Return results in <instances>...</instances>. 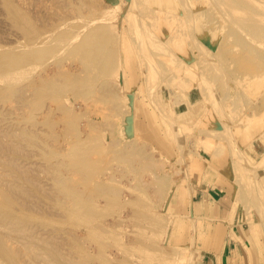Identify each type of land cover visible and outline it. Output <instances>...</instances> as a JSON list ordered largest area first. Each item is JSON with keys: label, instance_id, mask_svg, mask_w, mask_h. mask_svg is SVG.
<instances>
[{"label": "rangeland", "instance_id": "1", "mask_svg": "<svg viewBox=\"0 0 264 264\" xmlns=\"http://www.w3.org/2000/svg\"><path fill=\"white\" fill-rule=\"evenodd\" d=\"M138 1H140L139 2L140 7H143L144 5H145V7H147V9H145L144 12L142 10L134 8L136 13L138 10L139 13H137V15L140 14L141 18L139 16L137 17L133 8L130 6L129 0H0V57H1V55H3V56H5V55L18 56V55L24 53L23 51H26V49L29 47L30 39L33 38L34 40H39V37L40 36L42 37V35H43L41 30H43L45 27L53 29V25L60 24V22H62V21H63L62 23H64V22L66 23V21L67 22H69V21L70 22H74V21L76 22L78 19L88 20V19L92 18V15L100 14L101 12H103L105 10V8H109V9H106L108 11H106V10L104 11V12L108 13V15L106 17L109 16L108 17V21H109L108 24L109 25L107 24L106 28L110 29L109 31H111L117 37L115 41H117V39L120 37V35H121L120 38H122V35H126V34L129 37H130V34H132L131 36H134V26H135V24H138L137 21L142 20L144 16L149 17L151 14L153 17L155 15L154 18H155V20L157 19V21H154V20L153 21L156 22L155 23L156 25H154V26L157 29L155 28V31L150 32V34L152 33L151 36L149 34H148V36H150L151 38L152 37H154V38L158 37L159 39L163 40L164 42L159 40V39L155 40L153 38L155 40L154 42H157L158 45H160V44L163 45V43L166 45L165 48L167 51L164 50L163 53L167 54L168 56L166 55V57H164L165 55H163V53L160 52V51H163L162 48L164 47V45L162 46L161 50H159L158 47L160 48V46H158L156 43H152V45L154 47L152 45L151 46L149 45L150 46L149 48L151 49V47H152V49H155V50L157 49L158 52H157V50L156 51L153 50V52L154 51L156 53L160 52V53H162L161 55H163V57H161L159 59V57H157L158 54L153 53L150 50V52H152L151 54H154V55H152L153 57L150 59L146 58L147 59L146 61H147V65L151 64L150 67H149V65H148V67L149 68L152 67L153 70H154V66L157 64L156 65L157 67L155 66L156 68L154 70L156 74L153 73L154 71L152 69H151V71H152V75L154 74V77H155V75L157 77V73L160 75V78L157 80L158 81L157 84L160 86L161 91H164V90L169 91V90H171V88H172L171 91L172 92L174 91L173 92L174 95L170 94V97H171L170 101L168 100L170 102L171 106L173 105L172 106L173 109L175 107L176 111L174 113L176 116H174V117L177 118L178 113L187 111L188 110V103H190V102L202 101L203 107L206 109L208 106L207 111L209 110L207 113L204 109L206 116L203 113V115H204V116H202V118L204 117L203 120L199 119V122H198V119H196L191 124L192 127H191V129H189V131H191V132L185 131L188 133L187 134L185 132L183 133V136H182L183 141H184L185 134L187 135V137L185 136V138H186L185 142H186L187 147L185 146V143L182 142L180 139H176V140L172 139L173 140L172 142L174 144V150H176L174 152V154L176 156L175 158H177V159H174V161H173L174 163L172 161L166 162V158L165 157L163 158L164 155H162L158 151V147H154L149 142L147 143V141L143 137L140 136L138 130H136V131L134 130L135 129L134 124L136 125L137 116H138V114L140 115V112L137 111L138 109L136 110V108L143 110L150 117L151 111L153 110V104L151 103V100H150L148 93H147V87L145 85V82L143 81V75L145 73H143L144 72L143 68H142L143 65H141V64H143L144 62H143L142 58L140 57V54H139L140 52L133 47L132 42L129 40V38H127L128 40L125 41V44L129 47L128 51L131 54L135 55L136 59H135V61L133 60L134 70L128 71V75H127V69L126 68L124 69V71H125L124 75L125 76L124 75L123 76L125 78L126 83L123 86L121 84V81L118 82L119 81L118 77L120 76L121 69L120 70L116 69V70H114L113 73H111L112 76L108 74V76H110V77H108V76L104 77V78L107 77L106 82H101V83L96 82V84L93 85L94 87L92 86L91 88L83 90L82 93H80L79 95L76 94L77 91L74 88H72V86H67V85L63 87L64 91H62V92L61 91L46 92V93L37 95L36 93H31V91L29 92V87L27 85L29 78L27 77L28 75L26 74L25 71H22L21 77H19L18 76L19 74H18L15 77L10 78L11 75L14 76L15 74L8 73L9 67L8 66L6 68L4 67V70H3V68H1L0 69V215H1V217H7L8 219H14V220L16 219L15 221H22V223H27L29 226V233H28V231L25 233L26 237H25V234L21 235L22 238L20 239V241L17 242V241H15V239L14 240L7 239L8 244H10L12 247H14L16 249L18 248L20 264H73V261H74L73 259H75L77 257V255L79 254L80 251H81L80 254L82 255V259H83L84 264H118V263L119 264H140V262L143 261L144 257L150 258L151 256H152L151 258H153V264H158V263L159 264H174V263L175 264H189L190 261L193 262V264H196L197 263V250H196L197 248H196V243L194 242L195 241L194 235H195L196 230L200 224H199L198 220H196L194 217L192 218V217H188L186 215H182L183 216L182 217L180 215L181 217L179 218V217H176V214L170 213V205H171L170 202H171V198H172L171 196L174 195L176 192H178V194H180V192L183 189H187V187L189 188L190 186L197 185V183H192V180H196L197 175L201 176L206 171V168L210 165L211 161H213V160H215V161L219 160L220 162H222L225 170L230 173V176L234 180V182L238 181V178L236 175H239L238 177H241L242 179L244 177L247 178L250 176H252L253 178L256 177L257 188L254 191L255 196L252 193V195H251L252 197L244 196L243 199L239 198L240 200H238V199L236 200V197H235L236 201L234 202L235 205L233 203V209H232L233 212L231 214L230 220H231V222H233L235 224L245 223L246 225H249V227H252L253 229H255L257 234L259 235V239L263 245L262 250H263V254H264V225L262 223V218H260L261 217L260 210H258L257 203L255 202V200L257 199V198L255 199V197H258L260 200L262 198L264 199V167H261L259 169V172L257 173L258 177L255 175L254 176L249 175L246 177V175L244 176V170L240 171L239 168L236 167V165L233 163V160H232V150H233V148H236L245 157V159L247 157V159L245 161H247V165H249V166H250V164L252 165L250 167H254L257 164L255 160L256 159L259 160L260 157H261V159L258 161V165L262 166V164H264V162L261 161V160H263L262 155H264V135H259V133L262 134L261 131L258 129L257 132H255V134H254L255 136L250 137V138H248L246 136L245 139L243 140V134L247 131V126L249 125L250 121L251 122L253 120L256 122L258 121L259 127L261 129H264V108H262L263 111L260 112V114H259V112L255 113L254 111H251L253 109L255 110V108L258 107L259 102L262 105V103H261L262 100L259 101L260 100L259 98H261L260 96L263 95L262 93H264V90H263V92H261V94H258L257 90H254V89L256 88L255 82L264 84V56L262 55L260 57L257 55H253L254 56L253 62L256 64H262V67L260 69H256V70L250 69V68H245L243 65H246V64H244L245 61H247V63H248V59L247 58L245 59L246 56L244 58L239 56L240 54L243 53L241 51V50H243L241 48H244V46H242V45H244V44H242L243 42H246L247 47L252 45L251 48L248 47V48H250V50L252 52L257 51V52H262L264 54V36L259 34V37L257 38L256 35H252L253 38L251 39V35L248 34L250 36H247V34L245 33L248 31V30L246 31V29L248 27L252 28L251 25L256 26V24L259 23V21H260L259 19L262 20V18H264V6H262V4L259 2H256V4H255V2L252 3V2H250V0H248L249 1L248 3L245 2L246 4H244V1H242V3H241V1H238V0H234L233 3L230 0H227V3H226V0H220V2L218 0V3H217V0H203V1L198 0V2H197V0H187V1H189V3H187V4H189V9L194 10L196 7H198V9H195V12H197L199 10L200 11L206 10V11L205 12H199V13L195 14V18L192 20V22L183 26L184 30L185 29H187V30L180 31V33H179L180 35L182 34L183 39L186 40V42L182 44L183 39H182V36H180L179 34L177 35V37H179L177 39H179V41L181 43H179V42L177 43V39L174 40L173 42L171 41L170 35H172V34H169L171 32V29L165 28L163 26V24L169 20L170 15H172L173 13L177 14V10H179L180 13L183 12V9H181L183 7L182 6L183 2L181 4L180 3L181 1L178 0V2L180 4L178 2H176V4H174V6L172 7V11H170L172 14H167L165 16V18H162L161 15H158V14H161L162 13L161 11H163L167 8L166 5L160 4L157 2H153L154 3L153 5H149L146 0H142L143 2L141 0H138ZM204 1H205V3H204ZM223 1H225L224 4H227V7L229 6L228 1H229V4H230V2H231V4H233L234 8L232 6H230V7H228L230 9L232 7V9L237 10L238 8L236 6H238V7L242 6L241 8H243V6H244L243 9L245 11L247 10L250 14L249 15L246 14L247 12L244 13L243 12L244 10L241 9V10H243L242 14L244 13L245 16L246 15H248V16L245 18L242 16L240 18L239 16L241 14L236 13V15L239 14L238 17L240 19V21L237 22L235 17L236 18H238V17L236 15L234 17V15H231V13H229V12L233 13L234 10H232V9L230 10L227 7L226 8L224 7L225 8L224 10H223V8L221 9L220 5L223 4ZM251 1H253V0H251ZM261 1L264 3V0H261ZM141 2H142V4H140ZM207 2H209V3H207ZM215 3H217V4H215ZM257 3H258V5L259 4H261V5L258 6ZM218 4H219V6H217ZM224 4L222 5V7L224 6ZM234 4H236V6ZM247 4H249V5H247ZM247 6H252L254 9L252 7L247 8ZM153 8H155L157 10H155ZM110 9H111V11H110ZM159 9H161V10L159 11ZM174 9H175V11H174ZM250 9H252L253 11ZM221 10H223V11H221ZM94 11H96V12H94ZM99 11H101V12H99ZM114 11L116 13L115 14L116 17L113 15ZM227 11H228V13H227ZM239 11L240 10L235 11V12H239ZM109 12H111L112 14ZM132 12L135 15L132 14ZM141 12H143V13H141ZM145 12H147V13H145ZM226 13L228 15L230 14L229 16H232L234 18L229 17ZM252 14H254V15L257 14V16H255V17H258L259 19L258 18L254 19V17H253L254 15L252 16ZM142 15H144V16H142ZM156 15L160 16V17H156ZM250 15L252 18L250 17V19H249L248 17ZM258 15H260V16H258ZM83 17H85V18H83ZM130 17L131 18L133 17L132 19L135 18L137 21H135V19L132 20ZM243 18L245 19V23H247V24H245L244 21H242ZM252 19H253V21H252ZM256 19H258L259 21H257ZM130 20H132L135 23H132ZM254 20H256L257 22ZM250 21L252 23H250ZM154 22H153V24H154ZM127 23H129V24H127ZM254 23H256V24L254 25ZM260 23H261V25H260ZM260 23H259V26L264 27V24H263L264 22L260 21ZM116 24L118 26H120V24H121V27L117 26L115 29V27H113V26L114 25L116 26ZM190 24L194 26V29L192 28L191 32H193V30H194L195 33L190 32V29H191ZM244 24L247 26V28ZM200 25L205 27V32H206L207 38L206 39L200 38V47H199L197 42H196L197 39L193 38L192 36H195V35L197 36L196 26H200ZM238 25H242V27H240ZM187 26L189 29L187 28ZM40 27H41V29H40ZM143 27L146 28L145 25H143ZM108 29H105V30H108ZM35 30H37V31H35ZM130 31L133 33H131ZM164 31L166 32V34ZM243 31H245V32H243ZM123 32H124V34H122ZM182 32H184V34ZM189 32H190V35H192V36L189 35ZM153 33L155 36L153 35ZM137 35H139V34H137ZM148 36H147V38H148ZM168 36L170 38L169 40L167 39ZM238 37H242V39L240 38L241 44L239 43ZM248 37H250V38H248ZM120 38H119V40H120ZM191 38H193V40L196 39V40H194L195 42L193 41V44H192V40H190ZM247 38H248V41L252 40L251 41L252 44L250 41L249 42L247 41ZM184 40H183V42H184ZM188 40H190V41H188ZM167 41H169V42H167ZM175 44L176 45L177 44H179V45L185 44L187 48L183 51V53L181 51L179 53V51L176 48L177 46ZM211 44H213L212 47H211ZM217 44L223 47V49L221 50L222 54H217V56L214 57L211 55V51H212L211 49L215 45L217 46ZM123 45H121L122 47H121V51H120V53H122V54L124 53ZM155 46L156 47L158 46V47L156 48ZM172 47L173 48L175 47L176 51H174V49ZM204 48L207 50V52ZM239 48L241 50H239ZM194 49L199 51L200 56L197 55L198 52L196 53L194 51ZM192 50L196 54L191 53ZM168 51L171 52L172 54L169 53ZM174 52H176V53H174ZM180 54H181V57H180ZM201 54H204L203 57L204 56L205 57L203 59H205V60L201 59L202 58ZM209 54L211 55V57ZM226 55L228 58L226 57ZM196 56L197 57L199 56V57L197 58ZM149 57H151V56H149ZM154 57L155 58L157 57L158 61H157V59H154ZM172 57L175 59H173ZM178 57H179V59L180 58L184 59V60H182V59H180V60H182L181 61L182 64L186 63L185 64L186 67L184 65L181 66L180 60L179 61L176 60V59H178ZM193 57H194V59H193ZM206 57L208 58V60ZM163 58L168 59V61L170 62L169 63L170 65H167L168 63ZM225 58H227V59H225ZM152 59H154V60H152ZM44 60H43V62L35 63L36 64V65H34V69H35L34 71L35 72H33V74H31L30 76L38 79L40 77V75H43L45 73H53V72H56L58 70L57 73L60 74V73L66 72L67 70H69V68H72V66H73L72 69H74V66H75L74 65L75 61L72 59H63L61 66L57 65L56 62H53L52 58L45 60V61H47V60L49 61L48 63L46 62L47 63V66H46ZM159 60H161V61H159ZM172 60H173V62H172ZM211 60L215 63L217 62V64L219 65L220 68H222V66L225 65L224 66L225 69L222 68L221 69L222 72L220 71L221 74L223 73L222 75H224L225 73L227 74V75L225 74L223 79H221L223 76L221 77L220 74H218L221 77L220 78L218 76L221 80L220 79H218V81L215 80V78H217L216 77L217 75L215 76V74H217L216 72H218L217 70H219V68L217 67L218 65L215 63H214L215 65H214L213 62H211ZM227 60H228V62H225V64H224V61H227ZM152 61H154V66H153ZM189 61H191L190 64H189ZM193 61L195 62L194 64H196L198 61V64L192 65ZM183 62H185V63H183ZM159 63H160L159 66H161V67H158ZM211 63L216 67V69L217 68L218 69L212 70L214 68V66L211 65ZM175 64H176V66H175ZM177 64H179V66ZM204 64H205V66H204ZM207 64H209V65H207ZM19 65H21V64H19ZM40 65L41 66L44 65V67H41ZM190 65H191V69L194 67V69H192V70H194V73H195L194 75H192V70L191 71L188 70V69H190ZM45 67H46V70H45ZM47 67H48V69H47ZM167 67H170V68H167ZM175 67H179V68L182 67V68H180V69L177 68L178 69V71H177V69ZM187 67H189V68H187ZM51 68L53 70H51ZM66 68H68V69H66ZM149 68H148V70H149ZM157 68L159 70L158 72H156ZM184 68H185V70L190 71L189 73H186V76H184L185 74H183ZM199 68H201L200 71H199ZM207 68L208 69L212 68V69L208 70ZM166 69H168L167 70V71H169L168 73H167ZM170 69L173 71H171ZM227 69L229 71H227ZM60 70H61V72H60ZM118 70H119V73H118ZM211 70H212V72H211ZM232 70H234L235 73L237 72L236 76L238 77V79L236 78V76L234 75ZM41 71H42V73H41ZM115 71H117V72H115ZM151 71L148 72V74H151ZM160 71H161V74L162 73L164 74L166 72L167 75H166V73L164 75L163 74L161 75L159 73ZM176 71H177V73H176ZM206 71H207V73H206ZM209 71H210V73H209ZM213 71L215 74L213 73ZM231 71H232V73H231ZM5 72H6V74H5ZM23 72H25V73H23ZM134 72H136V75L133 74ZM203 72H205V73H203ZM115 73H117V74H115ZM197 73H200V74H197ZM201 73H203L204 76L207 74L205 77H207L208 79H209V76L211 73H213L214 75L211 74V76H210L211 79L209 81H207L206 80L207 78L203 79V75H201ZM1 74H3V75H1ZM9 74H11V75H9ZM175 74H177V75H175ZM228 74L230 76L231 75H234V76H231V77L229 76V78H228ZM7 75H8V77H7ZM22 75L26 78H23ZM116 75H118V76H116ZM170 75L174 76L173 79L172 78L169 79ZM144 76H146V74ZM162 76H164L165 78L163 77L161 79ZM193 76L195 77V79ZM213 76H215L214 79H213ZM199 77L201 78V80H199ZM12 78H13V80H11ZM14 78L15 79L17 78L16 79L18 81L17 84H15L16 80ZM18 78H20V81L18 80ZM21 79H22V81H21ZM128 80H132V81L129 82ZM159 80H162L164 82L167 80L169 82H167V85H166L165 84L166 82L163 83L162 81H159ZM171 80L174 83H171L172 82ZM174 80H176V81H174ZM214 81H216V83ZM237 81H239V82H237ZM13 82H15V83H13ZM161 82L165 85H162ZM175 82L177 84H175ZM212 82L215 83L216 85L213 84ZM225 82L228 85V89H227V85H225ZM118 83H120L121 86ZM206 83L207 84L211 83L210 84L211 86L209 84L207 85ZM107 84L112 86V90H113V88H115V91H116L115 97H111V93H110L108 87H107V89L103 90L105 88V85H107ZM171 84H172V86H171ZM201 85L203 86L202 88H201ZM162 86H164L165 88H163ZM209 86L211 87V90L213 88L212 91L208 89ZM118 87H119V89H118ZM173 87H174V90H173ZM236 87H237V90H235ZM176 88H177V91H175ZM222 88H224L225 91L223 90V92H225V93H222ZM121 89L123 90V92H121ZM226 89L229 92H227ZM233 90H235L236 92ZM248 90H249V92H248ZM13 91H14V93H13ZM90 91L92 93H89ZM102 91L108 92L110 94L108 97L109 103L103 100L102 97L105 95L102 94L103 93ZM209 91H210V93H209ZM234 92H235V96L237 98L236 100H235V97L234 98L231 97L232 96L231 94H233ZM240 92H241V95H240ZM245 93H248V94L245 95ZM117 94L119 95V97ZM205 94H208V97ZM223 94H224V96H226L228 98L223 97ZM243 94L245 96H243ZM68 95H69V97H68ZM227 95H229V96H227ZM28 96L31 98H29ZM165 96L167 97L168 94ZM204 96L207 98H204ZM220 96H222V97L219 98ZM241 96H242V99L239 98ZM110 97L113 98L114 100L116 98L115 103L116 104L118 103L120 105V107L122 105L123 106V107H121L122 109L120 108L118 110V109L114 108V106L111 104V99H109ZM174 97H176V98H174ZM214 98H216L217 100ZM69 100L70 101L74 100V101L72 103V102H69ZM237 100H239L240 102ZM217 101H219L220 103L222 101L223 106H220V105H222V103L221 104L219 103V105H218V103L215 104V102H217ZM233 101H235V102L237 101V103H233ZM75 102H80V103H75ZM225 102H228V104L226 103V105H225L226 107L224 106ZM54 105H56V107ZM78 105H79V108H78ZM102 105H104V106H102ZM227 105L230 107H228ZM95 106H96V108H95ZM235 106H236V111L235 110H234L235 112L230 111V110H232L233 107L235 108ZM239 106H240V109H239ZM102 107L104 110H102ZM222 107H223V109H222ZM93 108H95L94 110L96 113H93L94 112ZM114 109H115V111H114ZM238 109L241 110L243 113L240 112ZM242 109H244V110L246 109V111L248 109L249 110H248V112H244V110H242ZM33 110H34V113H32ZM112 110H113V112H112ZM116 110H117V112L118 111L119 112L117 113ZM219 110H220V112H218ZM224 110H226L227 112ZM256 110H258V109H256ZM216 112H218V113L216 114ZM222 112L224 113V115L227 118L224 117ZM100 113L103 114V116L100 115ZM156 113L158 115V120H157L158 127L164 128L165 125L163 124L161 116L159 115L158 112H156ZM211 113H212V115H211ZM220 113H221L222 118L219 115ZM238 113H242V115L243 114L244 115L242 116ZM245 113H247V114H245ZM31 115L35 116V117L31 118ZM107 115H110V116L107 117ZM115 115H117V117ZM227 115H230V116H227ZM247 115H248V117H247ZM213 116H215V117L219 116L220 118L217 117L215 119ZM88 117L90 120L88 119ZM208 117H209L210 121H212L211 122L212 125H211L210 121L208 120ZM210 117L212 118V120ZM138 118H139V116H138ZM223 118L225 120H223ZM247 118H252V119L249 120ZM50 120H52V121H50ZM115 120H117V121H115ZM215 120H217V121H215ZM219 120H221V121L218 122ZM88 121H89V123H88ZM91 121L93 123H90ZM114 121L117 124L114 123ZM214 121L216 124H218L217 126L214 123ZM228 121H230L228 123L231 125V126H229L230 128L228 127L227 123H226L227 125L225 124V122H228ZM221 122H224V123L222 124ZM85 123H86V126H85ZM112 123L114 125H112ZM198 123H201V124H199V127H200L199 129L197 127ZM203 123H205L206 125ZM81 124H82V126H81ZM87 124H88L89 128L87 127ZM221 124L223 126H220ZM200 125H202V128L203 127H205V128H203L201 130ZM98 126L101 127V129L98 128ZM219 126H220V128H219ZM236 126H237L238 131H236ZM144 127H145V125H144ZM194 127H196V128H194ZM223 127L224 128L226 127L225 129H227V131L226 130L225 131L228 134L230 132H233V133H230L229 136L227 135V138L230 142L226 139V137H224L227 133L225 135H222L223 134L222 133ZM83 128H85V130H83ZM128 128H131V129L133 128V129L131 131ZM206 128L209 130L206 131ZM213 128H215L216 133H214L215 131ZM108 129H111V131ZM193 129H194V131H193ZM230 129H232V131ZM99 130H101V131H99ZM114 130H115V132H114ZM186 130H188V128ZM218 130H219L220 135L217 133ZM107 131H109V132H107ZM208 131L209 132L214 131V132L209 133ZM225 131H223V132H225ZM203 132H205L206 134ZM192 133H194V134H192ZM65 134H66V137H65ZM69 134L71 136H69ZM214 134H216L218 137ZM256 135H259V137ZM60 137H61V139H60ZM69 137H71V138H69ZM97 137H98V139H97ZM195 137H196V139H195ZM221 137H223V138H221ZM137 138H138V140H137ZM76 141H88V142L85 144V146L84 145L81 147L75 146L76 148L73 151V149L71 147H74V145L76 144ZM143 141H144V144L148 145L149 148H147V146H145L143 144ZM177 141L179 142V144L183 143L182 146H179ZM197 141H198V143L195 145L194 143ZM243 141H244V143H242ZM109 143L110 144L112 143V145H109ZM68 144L69 145L71 144L70 147ZM138 147L143 148V149H137ZM183 147H184V150H183ZM98 148H100V149H98ZM208 149L212 153L209 152ZM132 150H133V152H132ZM80 151L84 152L85 155H87L88 161L92 162V163L90 162V166L84 168L83 171L80 167H78L72 163L74 160V156L77 155L78 153H80ZM112 151H114V152L112 153ZM144 151H147V152H144ZM115 152L119 153L120 155H118ZM181 152L183 153V155H181V156H185V158L184 157L183 158L185 160L188 159L187 161H185L183 158L180 157ZM127 153H130L132 155L127 154ZM143 153H145V154H143ZM146 153H148V154H146ZM152 153H154V154H152ZM126 154L128 155V157H126L127 159L125 158ZM133 154L140 156V158L136 156L138 158L137 159L134 155V157L137 159V161H139V159H141V157H143L141 159L142 162L140 160L139 162H136V164L134 165L133 162L135 163V158L133 157ZM112 156H114L117 161H119L120 159L123 158L122 160H120V163H122V164H120L116 160L114 161L115 158L113 159ZM129 156L132 158L131 159L132 164H131V162L128 161V160H130ZM252 157L254 158V160L252 159ZM111 159H112V162H111ZM143 159L145 160L144 162H143ZM197 159L203 160L206 163L205 165L207 167H204L201 171H199V174L196 173V175H194L196 177H193V176H191L190 172L192 170V164ZM126 160L129 162V165L126 162ZM148 160L149 161L151 160L154 163H156V162H159V163L158 164L156 163L157 164V167H156V164H154L152 162V164H153L152 165V164H150V162H148ZM140 162H141V164H140ZM163 162L167 163V164H165L164 169H163V165H162ZM133 165H134V168L136 166L137 167L135 168V170H132V172H133L132 173L131 169H129V168L133 169V167H132ZM159 165H162V166H159ZM147 166L150 169L149 172H148L149 169H147L148 168ZM175 166H176V169L179 168L180 171H181V169H183L184 172L181 171V173L183 172L182 175L179 172V170H178V172H177V170H174ZM90 167L92 169H90ZM109 167H110V169H108ZM141 167H143V168H141ZM172 167H174V168H172ZM186 168H187V170H186ZM99 169L101 170V174H100V171H98ZM138 169H139V171H138ZM208 169H209V167H208ZM93 171H94V173H93ZM134 171L136 172L135 173L136 176L138 175L137 177L135 176ZM143 171H144V173H143ZM63 172H64V174H63ZM95 172H99V173L96 174ZM123 172H124V174H123ZM151 172L153 174H151ZM241 172H243V173H241ZM150 174L153 176H151ZM113 175L115 176V178L113 177ZM120 175L123 177H120ZM95 176H97L99 179H97V177L95 179ZM188 176H189V180L187 179ZM108 177H110V180H112V182L109 181ZM90 178H91V180H88ZM134 178H135V180H133ZM241 178H239V179L242 181ZM105 179L106 180L108 179V180L105 182ZM93 180H94V182H93ZM150 180H152V181H150ZM244 180H246V179H244ZM146 182H148V183H146ZM150 182L151 183L153 182L154 184L153 183L150 184ZM11 185H17L18 187L20 185V187H19V188H21L20 192L22 191V188H23L24 193L23 192L18 193V191H17V194H16L15 192H13V195L11 194L12 202L7 203L6 200L3 198L2 192L6 193V191L8 190V187H10ZM238 186L239 185H236V189H238ZM107 189H111V190L113 189V192L115 191L116 193H112ZM155 189L156 190L158 189V190L156 191ZM80 190H82V191L80 192ZM106 190H107V192H106ZM118 190H119L120 194H122L121 195L122 197L119 195ZM153 190H155L158 193H155V191H153ZM25 191H27V192H25ZM107 193H108V195H107ZM153 193L156 195H153ZM116 194H118L119 196ZM129 196H131V197H129ZM169 196H170V198H169ZM95 198H96V200H95ZM155 198H157V199H155ZM252 198H253V200H252ZM167 199L169 200L168 203H170V204H168V206L165 205V204H167L166 203ZM92 200H94L95 202ZM253 201L255 203H253ZM259 204H261V203H259ZM72 206H74L75 208L77 207L76 211H73L74 207H72ZM143 208L146 211L143 210ZM140 209H142L145 213L142 214V216H137L138 210H140ZM86 211H88L90 213L89 219L91 220V218H92V221H91L92 225L86 224V223H81V225L80 224L77 225L76 224L77 221L80 222L81 219L84 220L83 217L85 218L86 215H84V214L86 213ZM157 211L160 212L159 215H158ZM161 212H163V213H161ZM91 216H93L94 218ZM114 216H116V217H114ZM97 219L99 220L98 222H97ZM130 219L134 223L131 222ZM126 221H127V223H129V224H127V226L125 225ZM116 222H117V224H116ZM113 223H115L116 225ZM130 223H132V225ZM84 224H85V226H84ZM128 225H129V227H128ZM138 225L141 228L140 227L138 228ZM93 226H95L96 228ZM124 226H126V227H124ZM164 226L166 228H164ZM91 227H92V229L95 228L94 229L95 231L92 230ZM98 227H100L101 229ZM157 227H158V229H157ZM84 228H85V230H84ZM105 228L109 229V230H107L108 232L107 231L105 232ZM8 229H10V228H6V227L4 228V226H2V224H0V235L1 234L13 235L14 232L11 230H8ZM100 230L102 232H100ZM126 230H127V233L125 232ZM150 231H151V233H150ZM95 232H96V234H95ZM120 232H121V234H123L124 232L125 233L121 236V234H119ZM180 232L183 234L184 238L182 239V241H180L181 242L180 247H177L176 244L172 241V238H173L172 236H175L177 233L179 234ZM30 233L34 234V235L36 234L35 235L36 237L31 236ZM106 233L109 235L111 233V235L108 236ZM102 234H103V236H102ZM95 235L96 236L98 235V237L95 238ZM112 235H113V237H112ZM134 235H135V237H134ZM13 236L16 237L15 234ZM93 236H94V238H93ZM126 236H127V238H126ZM108 237L109 238L111 237L112 239L114 238L113 240H115L117 243L112 241L111 238H110L111 239L110 240ZM128 237H130V238H128ZM142 237L144 238V240H146V241L148 240V242H150L151 244L152 243L154 244V245L150 244L152 250L150 248L148 249L147 247H146V249H142V248L138 247V244H136V243L138 242V239H142ZM149 237H151V238H149ZM120 238H123V239L120 240ZM92 239H93V241H92ZM108 239L110 240V242L112 241V243H110ZM127 240L130 241V244H129V241L127 243ZM24 241H27V242H24ZM131 241L133 243H131ZM134 241H135V243H134ZM46 242H47V244H46ZM119 242H124L126 244L120 243V245H119ZM159 242H161V243H159ZM20 243H21V245H20ZM125 245H128V246L130 245V246L126 247ZM54 246L59 251L61 250L60 254L57 257L53 256L51 253V251L55 249ZM163 246H165V247L167 246L166 251L170 248L173 249L174 254L173 255L169 254L168 253L169 250L167 252L164 251L165 249ZM25 247H29V248L31 247L33 249V252H30V250H28V252H25L26 251ZM162 247H163V250H162ZM93 251H95V252H93ZM127 251L134 252L132 254V258L126 257ZM62 252H63V254H62ZM191 253H193V255ZM161 254H162V257L160 258ZM65 255L67 257H65ZM113 255H114V257H112ZM138 255H140V256H138ZM38 256H40V257H38ZM62 256L64 259H62ZM174 258H177L176 261L174 260ZM159 259H161L160 262H158ZM117 260L119 262H117ZM48 261H50V262H48ZM138 261H139V263H138ZM190 264H192V263H190Z\"/></svg>", "mask_w": 264, "mask_h": 264}, {"label": "bare ground", "instance_id": "2", "mask_svg": "<svg viewBox=\"0 0 264 264\" xmlns=\"http://www.w3.org/2000/svg\"><path fill=\"white\" fill-rule=\"evenodd\" d=\"M142 1V0H141ZM147 1V3L149 4V5H153L154 3L153 2H157V3H160V4H164V5H166L167 6V8L165 9V10H163V11H161L162 13L161 14H158V15H161V17L162 18H165V16L167 15V14H172L170 11H172V7L174 6V4H176V2H178V0H146ZM179 1H181L180 3L182 4V2H183V4H182V8L181 9H183V12L182 13H180L179 12V10H177V14H172V15H170V18H169V20L167 21V22H165L164 24H163V26L165 27V28H169V29H171V32L169 33V34H172V35H170V37H171V41L173 42L174 40H176L177 38H179V37H177V35L180 33V31H183L184 30V27L183 26H185V25H187V24H189V23H191L192 22V20L195 18V14H197V13H199V12H205L206 10H202V11H197V12H195V9H198V7H196L194 10L193 9H189V4H187V3H189V1H187V0H179ZM203 1V0H202ZM232 3L234 2V0H230ZM238 1H241V3H242V1H244V4H246L245 2H249L248 0H238ZM139 2L140 1H138V0H129V3H130V6L133 8V10H134V8L135 9H139V10H142L143 12L145 11V9H147V7H145V5L143 6V7H140L139 6ZM143 2V1H142ZM142 2L140 3V4H142ZM197 2H198V0H197ZM216 2V1H215ZM219 2H220V0H219ZM231 2H230V4H231ZM250 2H255V4H256V2H259V3H261L262 4V6H264V3L261 1V0H253V1H251L250 0ZM179 3V2H178ZM179 3V4H180ZM204 3H205V1H204ZM207 3H209V2H207ZM217 3H218V0H217ZM217 3H215V4H217ZM225 3V1H223V4ZM226 3H227V0H226ZM200 4V3H199ZM223 4H221L220 6H221V9L223 8V10L227 7V4H224V6L222 7V5ZM229 4V1H228V7H230V6H232L233 8H234V6H233V4H231L230 5ZM254 4V5H255ZM261 4H259V5H261ZM235 6H236V4H234ZM247 5H249V4H247ZM251 5V4H250ZM257 5H258V3H257ZM258 5V6H259ZM129 6V7H130ZM212 6V5H211ZM217 6H219V4L217 5ZM91 7V6H90ZM115 7V6H114ZM130 7V8H131ZM225 7V8H224ZM227 7V8H228ZM232 7H231V9H232ZM238 9L236 10V9H232V10H234V12L232 13V12H229V13H231V15H234V17H235V15H236V13H240L241 15L239 16V14L238 15H236L237 17L239 16L240 18L243 16L244 18L245 17H247L250 13L246 10H244L243 8H244V6H243V8H241V7H238V6H236ZM248 7H252V6H247V8ZM94 8V7H93ZM120 8V7H119ZM152 8V7H151ZM246 8V9H247ZM253 8V7H252ZM106 9H109V8H105V10ZM153 9H155V8H153ZM164 9V8H163ZM228 9H230V8H228ZM230 9V10H231ZM241 9H243V10H241ZM254 9V8H253ZM104 10V11H105ZM131 10V9H130ZM155 10H157V9H155ZM161 9H159V11H160ZM223 10H221V11H223ZM227 10V9H226ZM225 10V11H226ZM238 10H240L239 12H235V11H238ZM250 10H252V9H250ZM83 11V10H82ZM102 11V10H101ZM101 11H99V12H101ZM101 12L100 14H94V15H92V18H90V19H88V20H80V19H78L76 22L74 21V22H67L66 21V23L64 22V23H62V22H60V24H55V25H53V29L52 28H47V27H43L44 29L43 30H41L42 31V33H43V35H42V37L40 36L39 37V40H34L33 38L32 39H30V42H29V47L26 49V51H23L24 53H22V54H20V55H18V56H15V55H5V56H3V55H1V57H0V69L1 68H3V70H4V67L6 68L7 66L9 67V69H8V73H12V74H15L14 76L13 75H11V74H9V75H11L10 76V78L11 77H15L16 75H18L19 77H21V74H22V71H25L26 72V74L28 75H26L28 78H29V80H28V83H27V85H28V87H29V92L31 91V93H36L37 95H40V94H43V93H46V92H58V91H64L63 90V87L64 86H72V88H74L77 92H76V94L77 95H79L80 93H82V91L83 90H85V89H88V88H91L94 84H96V82H106V78H104L105 76H108V74L109 75H111V73H113L114 72V70H116V69H121V73H120V76L118 77L119 78V81L118 82H120L121 81V84H122V86L126 83V81H125V78H124V74H125V71H124V69L126 68L127 69V75H128V71H132V70H134V67H133V60L135 61V59H136V57H135V55H133V54H131L128 50H129V47L125 44V41H127L128 39L127 38H129V40L132 42V45H133V47L135 48V49H137L139 52V54H140V57L142 58V60H143V64H141V65H143V73H145L146 74V76H144L143 74V81L145 82V85H146V87H147V93H148V96H149V98H150V100H151V103L153 104V110L151 111V115H150V117L143 111V110H141V109H139V108H136V110L137 111H139L140 112V115L138 114V116H139V118H138V116H137V119H136V125L134 124V127H135V131L136 130H138V132H139V134H140V136L141 137H143L146 141H147V143L149 142L151 145H153L154 147H158V151L162 154V155H164L163 156V158L165 157L166 158V162L167 161H174V159H177V158H175L176 156H175V154H174V152L176 151V150H174V144H173V140L172 139H174V140H176V139H180L182 142H184L185 143V146H186V142H185V140H186V138H185V136L187 137V133L188 132H191V131H189V129H191V124L196 120V119H198V122H199V119L201 120H203L204 119V117L202 118V116H204L205 115V111L208 113V111H207V108H208V106H207V108L205 109L204 107H203V102L202 101H197V102H190V103H188V110L187 111H184V112H181V113H178V117L177 118H175L174 116H176L175 115V107H174V109H173V105L171 106V104H170V94L172 95H174V91L172 92L171 90H172V88H171V90H164V91H161V89H160V86L157 84V80L160 78V75L157 73V77H156V75H155V77H154V74L152 75V71H151V69L153 70V68L151 67V68H149L150 67V65L151 64H148L149 65V67H148V65H147V59L146 58H152L153 56L152 55H154V54H151L152 52H153V50H155V49H152V47H151V49L149 48L151 45H152V43H156L157 45H158V43L157 42H154L155 40H157V39H159L158 37L157 38H154V37H150L151 36V34H150V32H152V31H155V26L154 25H156L155 23L156 22H154V21H157V19L155 20V15L152 17V15L150 14V16L148 17H145L144 15H142V16H144L143 17V19L142 20H140V21H137L135 18V21H137L138 22V24H135V26H134V36H131L132 34H130V37L129 36H127V34L126 35H122V38H120L121 37V35H120V40H119V38L117 39V41H115L116 40V36L111 32V31H109L110 29H108V28H106V25L109 23V21H108V17H106L107 15H108V13L107 12ZM106 11H108V10H106ZM110 11H111V9H110ZM174 11H175V9H174ZM242 11L244 12V13H246V14H248V15H246L245 16V14L243 13L242 14ZM253 11V10H252ZM94 12H96V11H94ZM113 12V11H112ZM134 12H135V10H134ZM143 12H141V13H143ZM157 12V11H156ZM84 13V12H83ZM87 13V12H86ZM85 13V14H86ZM109 13H111V12H109ZM136 13V12H135ZM137 13H139L138 12V10H137ZM137 13H136V15H137ZM145 13H147V12H145ZM144 13V14H145ZM223 13V12H222ZM227 13H228V11H227ZM226 13V14H227ZM72 14V13H71ZM112 14V13H111ZM115 11H114V16H115ZM132 14H134L133 12H132ZM131 14V15H132ZM225 14V15H226ZM129 15V14H128ZM135 15V14H134ZM133 15V16H134ZM147 15V14H146ZM228 15V14H227ZM230 15V14H229ZM228 15V16H229ZM254 14H252V16H253ZM82 16V15H81ZM84 16V15H83ZM89 16V15H88ZM94 16V17H93ZM140 17L141 18V16H140V14L139 15H137V17ZM255 16H257V14L256 15H254L253 17H254V19L255 18H258V17H255ZM258 16H260V15H258ZM112 17V16H111ZM116 17V16H115ZM114 17V18H115ZM136 17V16H135ZM156 17H160V16H157L156 15ZM229 17H231V18H234V17H232V16H229ZM239 17L238 18H236L235 17V19L237 20V22L238 21H240V19H239ZM250 17H251V15L248 17L249 19H250ZM262 17V16H261ZM73 18V17H72ZM77 18V17H76ZM83 18H85V17H83ZM131 18V17H130ZM133 18V17H132ZM131 18V19H132ZM243 18V20L242 21H244V23H245V19ZM252 18V17H251ZM113 19V18H112ZM116 19V18H115ZM134 19H132V20H134ZM230 19V18H229ZM239 19V20H238ZM259 19V18H258ZM256 19L257 21H263L264 22V18H262V20L261 19ZM75 20V19H74ZM132 20H130L132 23H135V22H133ZM154 20V21H153ZM234 20V19H233ZM235 20V21H236ZM256 20H254V21H256ZM72 21V20H71ZM111 21V20H110ZM160 21V20H159ZM252 21H253V19H252ZM256 21V22H257ZM260 21H259V23H260ZM127 22V21H126ZM141 22V23H140ZM153 22H154V24H153ZM111 23V22H110ZM131 23V24H132ZM242 23V22H241ZM250 23H252L251 21H250ZM259 23H254V25L256 24V26H253V25H251V27L252 28H247V26L245 25V24H247V23H245L244 25L246 26V31L247 32H245V31H243V32H245L246 34H247V36H250L251 35V39L253 38L252 37V35H256L257 36V38L259 37V34L260 35H263L264 36V27H262V26H259ZM262 23V22H261ZM261 23H260V25H261ZM114 24V23H113ZM127 24H129V23H127ZM237 24V23H236ZM264 24V23H263ZM109 25V24H108ZM112 25V24H111ZM143 25H145L146 26V28L145 27H143ZM159 25V24H158ZM32 26V25H31ZM118 25L116 24V26L114 25L113 27H115V29H116V27H117ZM132 26V25H131ZM193 25H191L190 24V27H191V29H190V32L192 31V28L194 29V26L192 27ZM238 26H240V27H242V25H238ZM249 26V25H248ZM30 27V26H29ZM110 27V26H109ZM112 27V28H113ZM118 27H121V24H120V26H118ZM123 28V27H122ZM121 28V29H122ZM133 28V27H132ZM186 28V27H185ZM187 28H188V26H187ZM40 29H41V27H40ZM105 29H108V30H105ZM131 29V28H130ZM157 29V28H156ZM189 29V28H188ZM241 29V28H240ZM244 29V28H243ZM164 30V29H163ZM176 30V31H175ZM185 30H187V29H185ZM184 30V31H185ZM35 31H37V30H35ZM114 31V30H113ZM119 31V30H118ZM121 31V30H120ZM123 31V30H122ZM132 31V30H131ZM130 31V32H131ZM242 31V30H241ZM34 32V31H33ZM157 32V31H156ZM165 32V31H164ZM177 32V33H176ZM188 32V31H187ZM190 32H189V35H190ZM131 33H133V32H131ZM183 34H184V32H182ZM191 33H195L194 32V30H193V32H191ZM196 33H197V36L195 35V36H192V35H190V36H192L193 38H196L197 39V44H198V46L200 47V38L202 39V38H204V39H206L207 37H206V32H205V27L204 26H202V25H200V26H196ZM235 33V32H234ZM122 34H124V32L122 33ZM136 34V35H135ZM137 34H139V35H137ZM148 34L150 35V36H148ZM156 34V33H155ZM165 34H166V32H165ZM248 34H250V35H248ZM153 35H154V33H153ZM152 35V36H153ZM180 35V34H179ZM186 35V34H185ZM245 35V34H244ZM243 35V36H244ZM137 36V37H136ZM147 36H148V38H147ZM155 36V35H154ZM180 36H182V34L180 35ZM187 36V35H186ZM255 36V37H256ZM246 37V36H245ZM155 40H154V39ZM162 38V37H161ZM189 38V37H188ZM187 38V39H188ZM193 38H191L190 40H192V44H193V41L194 40H196V39H194L193 40ZM239 39V43H240V40L242 39V37H238ZM241 38V39H240ZM248 38H250V37H248ZM248 38H247V41H248ZM163 39V38H162ZM166 39V38H165ZM168 40L170 39L169 38V36H168V38H167ZM182 39H183V36H182ZM181 39V40H182ZM119 40V41H118ZM159 40H161V39H159ZM184 40V39H183ZM183 40H182V44L183 43H185L186 42V40H184V42H183ZM190 40H188V41H190ZM161 41H163V40H161ZM250 42L252 41V40H249ZM248 41V42H249ZM159 42V41H158ZM164 42V41H163ZM167 42H169V41H167ZM176 42V41H175ZM174 42V43H175ZM181 43L180 41H179V39H177V43ZM195 42V41H194ZM173 43V44H174ZM124 44V45H123ZM189 44V43H188ZM191 44V43H190ZM195 44V43H194ZM241 44V43H240ZM242 44H244V45H242V46H244V48H241V49H243V50H241L240 48H239V50H241L240 52L242 53V54H240L239 56L240 57H242V58H244L245 56V59L247 58L248 59V63H247V61H245L244 62V64H246V65H243L245 68H250V69H254V70H256V69H260L261 67H262V64H256V63H254L253 62V60H254V56L253 55H257V56H264V54L262 53V52H257V51H251L250 50V48H251V46L252 45H250V46H248V47H250V48H248L247 46H246V42H243ZM251 44H252V42H251ZM121 45H123V47H124V53L122 54V53H120V51H121ZM150 45V46H149ZM155 45V44H154ZM164 45V47L162 48V46ZM163 45H158V46H160V48L158 47V49L159 50H161V48L163 49V51H160V52H164V50H166V45L163 43ZM176 45V44H175ZM153 46V45H152ZM177 47V50L179 51V53H180V51L183 53V51L187 48L186 47V45L184 44V45H179V44H177L176 45ZM213 46V44H211V47ZM255 46V45H254ZM154 47V46H153ZM156 47V46H155ZM156 47V48H157ZM215 47V48H214ZM211 50V55L212 56H217V54H222V49H223V47L222 46H220V45H218L217 44V46L215 45ZM165 48V49H164ZM173 48V47H172ZM192 48V47H191ZM255 48V47H254ZM174 49V51H176V49H175V47L173 48ZM205 49V48H204ZM258 49V48H257ZM150 50L152 51V52H150ZM157 50V49H156ZM155 50V51H156ZM172 50V49H171ZM200 50V49H199ZM202 50V49H201ZM206 50V49H205ZM153 52V53H156V52ZM167 51V50H166ZM165 51V52H166ZM173 51V50H172ZM187 51V50H186ZM194 51L197 53L198 52V54L197 55H199L200 56V54H199V51H197V50H195L194 49ZM248 51V52H247ZM137 52V51H136ZM157 52H158V50H157ZM156 53V54H158V56L157 57H159V59L161 58V57H163V55H165L164 57H166V55L167 54H164L163 53V55H161L162 53ZM169 52V51H168ZM191 52V51H190ZM195 52H193V50H192V52L191 53H194V54H196ZM206 52H207V50H206ZM169 53H171V52H169ZM174 53H176V52H174ZM251 53V54H250ZM172 54V53H171ZM178 54V53H177ZM206 54V53H205ZM260 54V55H259ZM161 55V56H160ZM184 55V54H183ZM202 55V58L201 59H203L204 57H203V55L204 54H201ZM210 55V54H209ZM211 55H210V57H211ZM149 56H151V57H149ZM168 56V55H167ZM179 56V55H178ZM198 56V57H199ZM157 57L155 58L154 57V59H157ZM180 57H181V54H180ZM185 57V56H184ZM187 57V56H186ZM197 57V56H196ZM197 57V58H198ZM209 57V58H210ZM226 57H227V55H226ZM53 59V62H56V64L57 65H59V66H61V64H62V62H63V59H72V60H74L75 62V66H74V69H72L73 68V66H72V68H69V70H67L66 72H63V73H60V74H58L57 73V71L56 72H53V73H45V74H43V75H40V77L38 78V79H36V78H33L32 76H30L31 74H33V72H35L34 70V65H36L35 63H37V62H43V60L45 59ZM171 58V57H170ZM173 58V57H172ZM207 58V57H206ZM228 58V57H227ZM227 58H225V59H227ZM140 59V58H139ZM138 59V60H139ZM154 59H152V60H154ZM163 59H165L166 60V62L168 63L167 65H170L169 63V61H168V59H166V58H163ZM173 59H175V58H173ZM180 59H182V58H180ZM179 59V57H178V59H176V60H180ZM193 59H194V57H193ZM44 60V61H45ZM175 60V61H176ZM182 60H184V59H182ZM182 60H180V63H181V66L182 65H184L185 67H186V63L185 62H183V63H185V64H182ZM197 60V59H196ZM199 60V59H198ZM203 60H205V59H203ZM207 60H208V58H207ZM157 61H158V59H157ZM159 61H161V60H159ZM195 61V60H194ZM193 61V63H192V65L196 62H194ZM49 62L48 60L47 61H45V65L47 66V63ZM142 62V61H141ZM140 62V63H141ZM149 62V61H148ZM156 62V61H155ZM172 62H173V60H172ZM190 62L191 61H189V64H190ZM200 62V61H199ZM207 62V61H206ZM211 62H213L212 60H211ZM225 62H228V60L227 61H224V64H225ZM150 63V62H149ZM152 63H153V66H154V61H152ZM178 63V62H177ZM209 63V62H208ZM215 62H213V64H214ZM223 63V62H222ZM19 64H21V65H19ZM64 64V63H63ZM156 64V63H155ZM196 64H198V61H197V63ZM196 64H194V65H196ZM200 64V63H199ZM202 64V63H201ZM212 63H211V65H213ZM215 64H217V62L215 63ZM214 64V65H215ZM70 65V64H69ZM157 65V64H156ZM155 65V66H156ZM160 65V63L158 64V67H161V66H159ZM178 66H179V64H177ZM207 65H209V64H207ZM213 65V66H214ZM218 65V64H217ZM216 65V66H217ZM221 65V64H220ZM39 66V65H38ZM41 66V65H40ZM65 66V65H64ZM71 66V65H70ZM154 66V70H155V68L157 67H155ZM175 66H176V64H175ZM189 66V65H188ZM204 66H205V64H204ZM212 66V67H213ZM225 66V65H224ZM224 66H222V68H224ZM41 67H44V65L43 66H41ZM40 67V68H41ZM63 67V66H62ZM149 68V70H148V68ZM197 67V66H196ZM195 67V68H196ZM200 67V66H199ZM208 67V66H207ZM218 68H219V70H217L216 69V67L214 66V68L212 69V68H209V69H212V70H214V69H216L218 72H216L217 74H215L214 73V71H213V73L215 74V76L217 77V78H215V76H213V79L215 78V80L216 81H218V79H220L222 76V78L221 79H223L224 78V76H225V74L224 75H222L221 74V72H222V68H220L219 67V65L217 66ZM163 68V67H162ZM167 68H170V67H167ZM176 69L177 68H179V67H175ZM180 68H182V67H180ZM179 68V69H180ZM187 68H189V67H187ZM47 69H48V67H47ZM66 69H68V68H66ZM165 69V68H164ZM172 69V68H171ZM170 69V70H171ZM174 69V68H173ZM192 69H194V67L192 68ZM191 69V65H190V69H188V70H192ZM198 69V68H197ZM200 69L201 68H199V71H200ZM208 69V68H207ZM208 69V70H209ZM225 69V68H224ZM45 70H46V67H45ZM51 70H53L52 68H51ZM119 70H118V73H119ZM153 70V71H154ZM163 70V69H162ZM161 70V71H162ZM168 69H166V71H167ZM183 70V69H182ZM188 70H185V68H184V73L183 74H185L184 76H186V73H189L190 71H188ZM212 70H211V72H212ZM55 71V70H54ZM151 71V74H148V72H150ZM159 70H158V68H157V71L156 72H158ZM161 71L159 72L160 74H161ZM165 71V70H164ZM171 71H173V70H171ZM170 71V72H171ZM177 71H178V69H177ZM177 71H176V73H177ZM221 71V72H220ZM227 71H229L228 69H227ZM233 71V73H234V75L236 76V73L234 72V70H232ZM232 71H231V73H232ZM21 72V73H20ZM25 72H23V73H25ZM44 72V71H43ZM60 72H61V70H60ZM115 72H117V71H115ZM169 71H167V73H168ZM39 73V72H38ZM41 73H42V71H41ZM153 73H155V71L153 72ZM166 73V72H165ZM164 73V74H165ZM167 73H166V75H167ZM203 73H205V72H203ZM203 73H201V75H203V79L204 78H207V77H205L204 76V74ZM206 73H207V71H206ZM209 73H210V71H209ZM213 73H211V74H213ZM5 74H6V72H5ZM40 74V73H39ZM115 74H117V73H115ZM114 74V75H115ZM134 75H136V72H134L133 73ZM156 74V73H155ZM163 74V73H162ZM161 74V75H162ZM163 74V75H164ZM172 74V73H171ZM174 74V73H173ZM191 74V73H190ZM195 73H194V70H192V75H194ZM197 74H200V73H197ZM196 74V75H197ZM211 74H210V76H211ZM213 74V75H214ZM218 74H220V76L218 75ZM239 74V73H238ZM1 75H3V74H1ZM124 75V76H123ZM169 75V74H168ZM175 75H177V74H175ZM189 75V74H188ZM227 75V74H226ZM234 75H231V76H234ZM240 75V74H239ZM238 75V76H239ZM5 76V75H4ZM17 76V77H18ZM23 76V75H22ZM112 76V75H111ZM116 76H118V75H116ZM171 76V75H170ZM169 76V79H173V77L174 76H171L170 77ZM181 76V75H180ZM179 76V77H180ZM183 76V75H182ZM191 76V75H190ZM210 76H209V79L207 78L206 80L207 81H209L211 78H210ZM220 78H219V77ZM229 74H228V78H229ZM230 76V77H231ZM7 77H8V75H7ZM108 77H110V76H108ZM134 77V76H133ZM164 76H162L161 77V79L163 78ZM178 77V76H177ZM188 77V76H187ZM186 77V78H187ZM194 77V76H193ZM23 78H26V77H24L23 76ZM22 78V79H23ZM115 78V77H114ZM155 78V79H154ZM165 78V77H164ZM226 78V77H225ZM236 78L238 79V77L236 76ZM240 78V77H239ZM15 79V78H14ZM17 79V78H16ZM15 79V80H16ZM22 79H21V81H22ZM117 79V78H116ZM127 79V78H126ZM181 79V78H180ZM193 79V78H192ZM194 79H195V77H194ZM220 79V80H221ZM11 80H13V78L11 79ZM14 80V81H15ZM18 80L20 81V78H18ZM111 80V79H110ZM113 80V79H112ZM168 80V79H167ZM162 81V80H159V81H162L163 83H165L166 85H167V82H169V81ZM177 80V79H176ZM176 80H174V81H176ZM199 80H201V78L199 77ZM241 80V79H240ZM114 81V80H113ZM129 82H131L132 80H128ZM172 81V80H171ZM197 81V80H196ZM213 81V80H212ZM216 81H214L215 83H216ZM17 80H16V83L15 82H13V83H15V84H17ZM161 82V83H162ZM178 82V81H177ZM198 82V81H197ZM228 82V81H227ZM237 82H239V81H237ZM255 82V81H254ZM162 83V85H165V84H163ZM171 83H174L173 81L171 82ZM213 83V82H212ZM215 83H213V84H215ZM256 83V85H255V89L254 90H257V93L258 94H261V92H263V90H264V84L263 83H258V82H255ZM119 85H120V83H118ZM175 84H177L176 82H175ZM207 84V83H206ZM209 85L211 84V83H208ZM207 84V85H208ZM231 84V83H230ZM206 85V86H207ZM216 85V84H215ZM214 85V86H215ZM225 85H227V83L225 82ZM224 85V86H225ZM232 85V84H231ZM240 85V84H239ZM121 86V85H120ZM169 86V85H168ZM167 86V87H168ZM171 86H172V84H171ZM170 86V87H171ZM211 86V85H210ZM208 87V89L209 90H211V87ZM213 86V85H212ZM235 86V85H234ZM94 87V86H93ZM107 87H108V89H109V91H110V93H111V97H115L116 96V91H115V88H113V90H112V86H110L109 84H107V85H105V88L103 89V90H105V89H107ZM163 88H165L164 86H162ZM203 86L201 85V88H202ZM233 87V86H232ZM239 87V86H238ZM162 88V89H163ZM200 88V89H201ZM225 88V87H224ZM224 88H222V93H225V92H223V90H224ZM241 88V87H240ZM11 89V88H10ZM62 89V90H61ZM93 89V88H92ZM118 89H119V87H118ZM170 89V88H169ZM227 89H228V85H227ZM226 89V91L227 92H229L228 90ZM233 89V88H232ZM91 90V89H90ZM173 90H174V87H173ZM203 90V89H202ZM212 90H213V88H212ZM211 90V91H212ZM235 90H237V87L235 88ZM235 90H233V91H235ZM175 91H177V88H176V90ZM204 91V90H203ZM202 91V92H203ZM225 91V90H224ZM232 91V90H231ZM241 91V90H240ZM103 92V91H102ZM121 92H123V90L121 89ZM236 92V91H235ZM235 92L233 93V94H231L232 96L231 97H235V100L237 99L236 98V96H235ZM248 92H249V90H248ZM13 93H14V91H13ZM22 93V92H21ZM89 93H92L91 91L89 92ZM209 93H210V91H209ZM102 94H104L105 96H103L102 98H103V100L104 101H106V102H108L109 103V101H108V97H109V93L108 92H103ZM168 94V96L166 97L165 95H167ZM213 94V93H212ZM237 94V93H236ZM248 93H245V95H247ZM263 95L262 96H260L261 98H259L260 100L259 101H261V103H262V105L260 104V102H259V105H258V107L257 108H255V110L253 109V110H251V111H254L255 113H258L259 112V114H260V112H262L263 111V109L262 108H264V93H262ZM23 95V94H22ZM32 95V94H31ZM30 95V96H31ZM114 95V96H113ZM118 95V94H117ZM122 95V94H121ZM120 95V96H121ZM176 95V94H175ZM207 97H208V94H205ZM214 95V94H213ZM212 95V96H213ZM221 95V94H220ZM226 95V94H225ZM240 95H241V92H240ZM244 94H243V96H245ZM102 96V95H101ZM215 96V95H214ZM227 96H229V95H227ZM29 97V96H28ZM68 97H69V95H68ZM109 98V99H111V104L114 106V108H116V109H120L121 107H123L122 105H121V107H120V105L117 103H115V101H116V98H115V100L113 99V98ZM118 97H119V95H118ZM117 97V98H118ZM207 97H205L204 96V98H207ZM216 97V96H215ZM222 96H220L219 98H221ZM223 97H225V98H228V97H226V96H224V94H223ZM29 98H31V97H29ZM96 98V97H95ZM173 98V97H172ZM174 98H176V97H174ZM239 98H241L242 99V96L241 97H239ZM238 98V99H239ZM244 98V97H243ZM71 99V98H70ZM73 99V98H72ZM113 99V100H112ZM213 99V98H212ZM214 99H216V98H214ZM231 99V98H230ZM169 100V101H168ZM211 100V99H210ZM217 100V99H216ZM224 100V99H223ZM244 100V99H243ZM74 101V100H73ZM73 101H70L69 100V102H72L73 103ZM135 101V100H134ZM213 101V100H212ZM227 101V100H226ZM237 101H239V100H237ZM237 101L235 102V101H233V103H237ZM245 101V100H244ZM99 102V101H98ZM105 102V103H106ZM169 102V103H168ZM229 102V101H228ZM228 102H225V104H224V106L226 105V103L228 104ZM240 102V101H239ZM238 102V103H239ZM75 103H80V102H75ZM218 103V105H219V101H217V102H215V104H217ZM221 103H222V105H220V106H223V102L221 101ZM220 103V104H221ZM232 103V104H233ZM170 104V105H169ZM258 104V103H257ZM77 105V104H76ZM81 105V104H80ZM107 105V104H106ZM231 105V104H230ZM236 105V104H235ZM55 107H56V105H54ZM87 106V105H86ZM102 106H104V105H102ZM228 106V105H227ZM257 106V105H256ZM100 107V106H99ZM106 107V106H105ZM108 107V106H107ZM226 107V106H225ZM228 107H230V106H228ZM232 107V106H231ZM78 108H79V105H78ZM95 108H96V106H95ZM95 108H93V113H96L95 112ZM112 108V107H111ZM221 108V107H220ZM40 109V108H39ZM106 109V108H105ZM113 109V108H112ZM122 109V108H121ZM124 109V108H123ZM204 109H205V111H204ZM222 109H223V107H222ZM225 109V108H224ZM228 109V108H227ZM226 109V110H227ZM239 109H240V106H239ZM238 109V110H239ZM256 109H258V110H256ZM102 110H104L103 109V107H102ZM226 110H224V111H226ZM236 111V106H235V108L233 107L232 108V110H230V111H233V112H235ZM237 110V111H238ZM242 110H244V109H242ZM249 110V109H248ZM248 110L246 111V109L244 110V112H248ZM114 111H115V109H114ZM229 111V110H228ZM229 111V112H230ZM240 112H242L241 110H239ZM38 112V111H37ZM76 112V111H75ZM102 112V111H101ZM112 112H113V110H112ZM116 112H117V110H116ZM119 112V111H118ZM117 112V113H118ZM156 112H158L159 113V115L161 116V119H162V121H163V124L165 125V127L164 128H160V127H158V122H157V120H158V115H157V113ZM218 112H220V110L218 111ZM218 112H216V114L218 113ZM227 112V111H226ZM250 112V111H249ZM253 112V113H254ZM32 113H34V110H33V112ZM115 113V112H114ZM203 113H204V115H203ZM206 113V114H207ZM213 113V112H212ZM212 113H211V115H212ZM223 113V112H222ZM243 113V112H242ZM242 113H238V114H240V115H242ZM36 114V113H35ZM77 114V113H76ZM88 114V113H87ZM228 114V113H227ZM245 114H247V113H245ZM251 114V113H250ZM91 115V114H90ZM100 115H102L103 116V114H101L100 113ZM210 115V114H209ZM220 115V117L222 118V116H221V113L219 114ZM223 115H224V113H223ZM244 115V114H243ZM242 115V116H243ZM255 115V114H254ZM92 116V115H91ZM108 116H110V115H107V117ZM116 117H117V115H115ZM124 116V115H123ZM206 116V115H205ZM227 116H230V115H227ZM252 116V115H251ZM34 118L35 116H32L31 115V118ZM212 117V116H211ZM210 117V118H211ZM215 119L217 118V117H219V116H217V117H215V116H213ZM219 117V118H220ZM224 117H226L225 115H224ZM247 117H248V115H247ZM250 117V116H249ZM258 117V116H257ZM256 117V118H257ZM84 118V117H83ZM93 118V117H92ZM113 118V117H112ZM227 118V117H226ZM255 118V117H254ZM88 119H89V117H88ZM114 119V118H113ZM117 119V118H116ZM247 119H252V118H247ZM90 120V119H89ZM134 120V119H133ZM208 120L210 121V119H209V117H208ZM211 120H212V118H211ZM214 120V119H213ZM223 120H225L224 118H223ZM50 121H52V120H50ZM115 121H117V120H115ZM114 121V123H116ZM215 121H217V120H215ZM215 121H214V123H215ZM221 120H219L218 122H220ZM248 121V120H247ZM161 122V121H160ZM212 121H210V123H211ZM217 122V123H218ZM230 121H228V122H225V124L227 123H229ZM262 122V121H261ZM88 123H89V121H88ZM90 123H93L92 121L90 122ZM213 123V124H214ZM222 124L224 123V122H221ZM248 123V122H247ZM95 124V123H94ZM101 124V123H100ZM99 124V125H100ZM103 124V123H102ZM117 124V123H116ZM199 124H201V123H198V129L200 128L199 127ZM203 124H205V123H203ZM209 124V123H208ZM216 124V123H215ZM220 125V126H223V125ZM226 124V125H227ZM80 125V124H79ZM110 125V124H109ZM112 125H114L113 123H112ZM144 125H145V127H144ZM194 125V124H193ZM206 125V124H205ZM211 125H212V123H211ZM218 124H216V126H217ZM81 126H82V124H81ZM85 126H86V123H85ZM84 126V127H85ZM201 126V130L203 129V128H205V127H203L202 128V125H200ZM215 126V125H214ZM213 126V127H214ZM220 126H219V128H220ZM229 126H231L230 124H228V127ZM63 127V126H62ZM87 127H88V124H87ZM104 127V126H103ZM209 127V126H208ZM233 127V126H232ZM56 128V127H55ZM81 128V127H80ZM86 128V127H85ZM85 128H83V130H85ZM89 128V127H88ZM98 128H100L101 129V127H99L98 126ZM188 128V130H186V129ZM194 128H196V127H194ZM218 128V129H219ZM226 128V127H225ZM224 127H223V131H227V129H225ZM230 128V127H229ZM228 128V129H229ZM92 129V128H91ZM107 129V128H106ZM128 129H130L131 131H132V129L131 128H128ZM185 129V130H184ZM214 129V131H211V132H214V133H216V130H215V128H213ZM233 129V128H232ZM232 129H230L231 131H232ZM260 130L261 131V133L262 134H260L259 133V135H264V129H261L260 127H259V124H258V121L256 122V121H250L249 122V125L247 126V131L243 134V140L245 139V137L247 136L248 138H250V137H253V136H255L254 134H255V132H257V130ZM57 130V129H56ZM82 130V131H83ZM97 130V129H96ZM108 130H110L111 131V129H108ZM207 130H209V129H207L206 128V131ZM89 131V130H88ZM87 131V132H88ZM99 131H101V130H99ZM185 131H188V132H185ZM193 131H194V129H193ZM205 131V130H204ZM205 131V132H206ZM222 131V135H225L227 132L225 131V132H223ZM229 131V130H228ZM236 131H238L237 130V126H236ZM96 132V131H95ZM107 132H109V131H107ZM114 132H115V130H114ZM186 133L185 134V136H184V141L182 140L183 139V133ZM205 132H203V133H205ZM209 132V131H208ZM211 132H209V133H211ZM221 132V131H220ZM208 133V134H209ZM217 133L219 134V130L217 131ZM230 133H233V132H230ZM230 133L228 134H226L224 137H226V139L228 140V138H227V135L229 136L230 135ZM103 134V133H102ZM192 134H194V133H192ZM206 134V133H205ZM207 134V135H208ZM111 135V134H110ZM201 135V134H200ZM214 135H216V134H214ZM220 135V134H219ZM259 135H256V136H258L259 137ZM69 136H71L70 134H69ZM189 136V135H188ZM217 136V135H216ZM65 137H66V134H65ZM73 137V136H72ZM131 137V136H130ZM182 137V138H181ZM218 137V136H217ZM69 138H71V137H69ZM134 138V137H133ZM192 138V137H191ZM221 138H223V137H221ZM257 138V137H256ZM60 139H61V137H60ZM97 139H98V137H97ZM101 139V138H100ZM132 139V138H131ZM195 139H196V137H195ZM255 139V138H254ZM89 140V139H88ZM133 140V139H132ZM137 140H138V138H137ZM179 140V141H180ZM188 140V139H187ZM198 140V139H197ZM180 141V142H181ZM229 141V140H228ZM88 141H76V144L74 145V147H71L72 149H73V151L75 150V146H77V147H81V146H85V144L87 143ZM178 142V141H177ZM230 142V141H229ZM263 142V141H262ZM69 143V142H68ZM94 143V142H93ZM117 143V142H116ZM198 143V141L197 142H195L194 144L196 145ZM242 143H244V141L242 142ZM143 144H144V141H143ZM178 144H179V142H178ZM183 144V143H182ZM182 144H179V146H182ZM189 144V143H188ZM69 145V144H68ZM71 145V144H70ZM70 145H69V147H70ZM109 145H112V143L110 144L109 143ZM142 145V144H141ZM145 145V144H144ZM200 145V144H199ZM145 146H147V148H149L148 147V145H145ZM68 147V148H69ZM142 147V146H141ZM187 147V146H186ZM185 147V148H186ZM191 147V146H190ZM198 147V146H197ZM180 148V147H179ZM203 148V147H202ZM70 149V148H69ZM98 149H100V148H98ZM132 149V148H131ZM137 149H143V148H137ZM196 149V148H195ZM78 150V149H77ZM149 150V149H148ZM183 150H184V147H183ZM137 151V150H136ZM139 151V150H138ZM142 151V150H141ZM208 151L209 152H211L209 149H208ZM253 151V150H252ZM95 152V151H94ZM114 151H112V153H113ZM132 152H133V150H132ZM144 152H147V151H144ZM155 152V151H154ZM183 152V151H182ZM181 152V153H182ZM257 152V151H256ZM115 153H117V152H115ZM126 153V152H125ZM180 153V157L181 158H185V156H181V155H183V153L181 154ZM212 153V152H211ZM118 155H120L119 153H117ZM127 154H130V153H127ZM126 154V156H125V158L126 157H128V155ZM138 154V153H137ZM143 154H145V153H143ZM146 154H148V153H146ZM152 154H154V153H152ZM151 154V155H152ZM200 154V153H199ZM198 154V155H199ZM262 154V153H261ZM130 155H132V154H130ZM134 155H135V157L137 156L136 154H133V157H134ZM142 155V154H141ZM179 155V154H178ZM259 155V154H258ZM122 156V155H121ZM149 156V155H148ZM154 156V155H153ZM110 157V156H109ZM108 157V158H109ZM113 157V159L115 158L114 156H112ZM117 157V156H116ZM130 157V156H129ZM134 157V158H135ZM137 157H139L140 158V156L138 155ZM136 157V158H137ZM156 157V156H155ZM224 157V156H223ZM51 158V157H50ZM133 158V159H134ZM135 158V163L133 162V164L135 165L136 164V162H139L143 157H141V159H139V161H137V159ZM150 158V157H149ZM152 158V157H151ZM180 158V159H181ZM183 158V159H184ZM123 159V158H122ZM122 159H120V160H122ZM127 159V158H126ZM131 157H130V160H128L129 162H131ZM173 159V160H172ZM246 159H247V157H246ZM245 159V157L240 153V151L238 150V149H236V148H233V150H232V160H233V163L236 165V167L237 168H239V170L240 171H243L244 170V176L246 175V177L247 176H249V175H255V176H257V173L259 172V169L261 168V167H264V164H262V166H259L258 165V161L261 159V157L259 158V160L258 159H256L255 161H256V165L254 166V167H250V166H252L251 164H250V166L249 165H247V161H245L246 160ZM252 159L254 160V158L252 157ZM262 159L263 160H261V161H263L264 162V155H262ZM107 160V159H106ZM116 160V158L114 159V161ZM120 160L119 161H117V162H119L120 163ZM185 160V159H184ZM183 160V161H184ZM188 159H186L185 161H187ZM125 161V160H124ZM127 160H126V162L128 163V165H129V162H128ZM145 160L143 159V162H144ZM90 162L91 161H88V158H87V155H85V153L84 152H82V151H80V153H78L77 155H75L74 156V160H73V164L74 165H76V166H78V167H80L81 169H82V171H83V169L84 168H86V167H88V166H90ZM98 162V161H97ZM111 162H112V159H111ZM122 162V161H121ZM141 162H142V160H141ZM141 162H140V164H141ZM148 162H150V164H152V162L153 161H149L148 160ZM92 163V162H91ZM99 163V162H98ZM108 163V162H107ZM124 163V162H123ZM147 163V162H146ZM154 163V162H153ZM157 164L159 163V162H156ZM156 163H154V164H156ZM174 163V162H173ZM177 163V162H176ZM185 163V162H184ZM188 163V162H187ZM254 163V162H253ZM262 163V162H261ZM100 164V163H99ZM120 164H122V163H120ZM131 164H132V162H131ZM130 164V165H131ZM145 164V163H144ZM149 164V163H148ZM157 164H156V167H157ZM165 164H167V163H162V165H163V169L165 168ZM171 164V163H170ZM201 164H202V161H201V159H197L193 164H192V170H191V173H192V175L194 174V171H199L200 170V168H201ZM249 164V163H248ZM134 165L132 166L133 167V169L132 168H129V169H131V172H132V170H135V168L137 167H135L134 168ZM153 165V164H152ZM151 165V166H152ZM162 165H159V166H162ZM175 165V164H174ZM182 165V164H181ZM185 165V164H184ZM212 165V164H211ZM210 165V166H211ZM98 166V165H97ZM119 166V165H118ZM123 166V165H122ZM142 166V165H141ZM146 166V165H145ZM158 166V167H159ZM177 166V165H176ZM176 166H175V169L174 170H177V172H178V170H179V168L178 169H176ZM179 166V165H178ZM183 166V165H182ZM181 166V167H182ZM101 167V166H100ZM108 167V166H107ZM116 167V166H115ZM124 167V166H123ZM148 167V166H147ZM146 167V168H147ZM153 167V166H152ZM184 167V166H183ZM182 167V168H183ZM188 167V166H187ZM127 168V167H126ZM141 168H143V167H141ZM145 168V167H144ZM172 168H174V167H172ZM90 169H92L91 167H90ZM108 169H110V167L108 168ZM117 169V168H116ZM147 169H149V167L147 168ZM156 169V168H155ZM181 169V168H180ZM242 169V170H241ZM112 170V169H111ZM115 170V169H114ZM113 170V171H114ZM123 170V169H122ZM186 170H187V168H186ZM98 171H100V174H101V170L99 169ZM124 171V170H123ZM138 171H139V169H138ZM150 171V169L148 170V172ZM181 171H183V169H181ZM181 171L179 170V172L181 173ZM238 171V170H237ZM142 172V171H141ZM184 172V171H183ZM182 172V173H183ZM187 172V171H186ZM212 172V171H211ZM228 172V171H227ZM246 172V173H245ZM93 173H94V171H93ZM96 174H98L99 172H95ZM130 173V172H129ZM133 173V172H132ZM136 172L134 171V174H135ZM143 173H144V171H143ZM182 173H181V175H182ZM224 173V172H223ZM229 173V172H228ZM241 173H243V172H241ZM63 174H64V172H63ZM83 174V173H82ZM123 174H124V172H123ZM138 174V173H137ZM151 174H153L152 172H151ZM150 174V175H151ZM187 174V173H186ZM185 174V175H186ZM213 174H215V173H213ZM79 175V174H78ZM128 175V174H127ZM131 175V174H130ZM184 175V174H183ZM229 175H230V173H229ZM98 176V175H97ZM97 176H95V179H96V177ZM135 176H136V174H135ZM138 176V175H137ZM136 176V177H137ZM151 176H153V175H151ZM237 176V178H238V181L236 182H234V180L233 179H231V184H232V186H233V189H235L234 191H235V197H236V200L238 199V200H240V199H243L244 198V196H246V197H252L251 195H252V193H253V195H254V191H255V189L257 188V180H256V177H252V176H250V177H247V178H241V177H238L239 175H236ZM242 176V175H241ZM63 177V176H62ZM113 177L115 178V176L113 175ZM120 177H123V176H121L120 175ZM119 177V178H120ZM150 177V176H149ZM258 177V176H257ZM103 178V177H102ZM109 178V181L110 182H112V180H110V177H108ZM118 178V177H117ZM239 178H241L242 179V181L239 179ZM58 179V178H57ZM93 179V178H92ZM97 179H99L98 177H97ZM121 179V178H120ZM153 179V178H152ZM187 179L189 180V176L187 177ZM244 179H246V180H244ZM248 179V180H247ZM88 180H91V178L90 179H88ZM101 180V179H100ZM104 180V179H103ZM108 180V179H107ZM106 179H105V182L107 181ZM133 180H135V178L133 179ZM155 180V179H154ZM240 180V181H239ZM81 181V180H80ZM99 181V180H98ZM150 181H152V180H150ZM85 182V181H84ZM93 182H94V180H93ZM114 182V181H113ZM155 182V181H154ZM118 183V182H117ZM116 183V184H117ZM146 183H148V182H146ZM153 183V182H152ZM151 182H150V184H152ZM261 183V182H260ZM115 184V183H114ZM141 184V183H140ZM154 184V183H153ZM259 184V183H258ZM18 185V184H17ZM17 185H11L10 187H8V190L6 191V193H4V192H2V195H3V198L6 200V202L7 203H11L12 202V196H11V194L13 195V192H15L16 194H17V191H18V193L20 192V189L21 188H19L20 187V185H19V187L17 186ZM236 185H239L238 186V189H236ZM261 185V184H260ZM95 186V185H94ZM115 186V185H114ZM152 186V185H151ZM196 186V185H195ZM74 187V186H73ZM72 187V188H73ZM138 187V186H137ZM150 187V186H149ZM194 186H190L189 188H188V190L187 191H181L180 192V194H178V192H176L174 195H170L172 198H171V205H170V213H173V214H176V217H181L182 215H181V213H180V211L182 210V209H185V203H186V200H187V198L188 197H190V195H192L193 194V192H192V188H193ZM261 187V186H260ZM263 187V186H262ZM86 188V187H85ZM90 188V187H89ZM161 188V187H160ZM4 189V188H3ZM91 189V188H90ZM147 189V188H146ZM154 189V188H153ZM23 188H22V191L20 192V193H22L23 192ZM105 190V189H104ZM107 190H109L110 192H112V193H116L115 191L113 192V189L111 190V189H107ZM107 190H106V192H107ZM124 190V189H123ZM156 190V189H155ZM155 190H153V191H155ZM158 190V189H157ZM156 190V191H157ZM82 190H80V192H81ZM85 191V190H84ZM121 191V190H120ZM155 191V193H158V192H156ZM25 192H27V191H25ZM118 192H119V190H118ZM140 192V191H139ZM164 192V191H163ZM24 193V192H23ZM109 193V192H108ZM108 193H107V195H108ZM125 194V193H124ZM131 194V193H130ZM152 194V193H151ZM26 195V194H25ZM92 195V194H91ZM105 195V194H104ZM110 195V194H109ZM116 195H118V194H116ZM119 195L121 196L122 194H120V192H119ZM118 195V196H119ZM153 195H156V194H154L153 193ZM158 195V194H157ZM249 195V196H248ZM111 196V195H110ZM133 196V195H132ZM170 196H169V198H170ZM255 196V195H254ZM122 197V196H121ZM129 197H131V196H129ZM167 197V196H166ZM215 197V196H214ZM125 198V197H124ZM240 198V199H239ZM254 198V197H253ZM253 198H252V200H253ZM257 198V199H256ZM92 199V198H91ZM155 199H157V198H155ZM154 199V200H155ZM255 202L257 203V208H258V210H260V215H261V217L260 218H262V223H263V225H264V199L262 198L261 200L258 198V197H255ZM17 200V199H16ZM95 200H96V198H95ZM120 200V199H119ZM235 200V198H234V202L236 201ZM92 201H94V200H92ZM124 201V200H123ZM162 201V200H161ZM95 202V201H94ZM118 202V201H117ZM169 202V200L167 199V201H166V203L167 204H165L166 206H168V204H170V203H168ZM254 201H253V203H255ZM98 203V202H97ZM208 203V202H207ZM237 203V202H236ZM259 203H261V204H259ZM121 204V203H120ZM199 204V203H198ZM158 205V204H157ZM156 205V206H157ZM234 205H235V203H234ZM256 205V204H255ZM128 206V205H127ZM9 207V206H8ZM72 207H74V206H72ZM163 207V206H162ZM236 207V206H235ZM75 208V207H74ZM73 208V211H76V208L74 209ZM130 208V207H129ZM142 208V207H141ZM153 208V207H152ZM151 208V209H152ZM233 208V207H232ZM72 209V208H71ZM118 209V208H117ZM164 209V208H163ZM143 210H145L144 208H143ZM142 209H140V210H138V213H137V216H142V214H144L145 212L143 211ZM146 211V210H145ZM167 211V210H166ZM18 212V211H17ZM109 212V211H108ZM125 212V211H124ZM156 212V211H155ZM158 212V211H157ZM169 212V211H168ZM233 212V211H232ZM75 213V212H74ZM161 213H163V212H161ZM18 214V213H17ZM80 214V213H79ZM128 214V213H127ZM160 214V212H158V215ZM169 214V213H168ZM30 215V214H29ZM84 215H86L85 216V218L83 217V219L84 220H80V222L79 221H77L76 222V224L78 225V224H80L81 225V223H86V224H90V225H92L91 224V221H92V218H91V220L89 219V215H90V213L88 212V211H86V213L84 214ZM181 215V216H180ZM259 215V216H260ZM37 216V215H36ZM79 216V215H78ZM81 216V215H80ZM94 216V215H93ZM93 216H91V217H93ZM161 216V215H160ZM190 216H192V215H190ZM97 217V216H96ZM103 217V216H102ZM106 217V216H105ZM114 217H116V216H114ZM94 218V217H93ZM99 218V217H98ZM112 218V217H111ZM193 218V217H192ZM16 220V219H15ZM14 219H8L7 217H1V215H0V224H2V226H4V228L6 227V228H10V229H8V230H11V231H13L14 232V234L16 235V237L15 236H13V235H8V234H1L0 235V264H20V261H19V250H18V248L16 249V248H14V247H12L10 244H8L7 243V239H12V240H14L15 239V241H20V239L22 238V236L21 235H23V234H25L27 231H28V233H29V226H28V224L27 223H22V221H15ZM107 220V219H106ZM118 220V219H117ZM147 220V219H146ZM194 220V219H193ZM94 221V220H93ZM96 221V220H95ZM99 220L97 219V222H98ZM103 221V220H102ZM108 221V220H107ZM130 221H131V219H130ZM156 221V220H155ZM74 222V221H73ZM101 222V221H100ZM131 222H133V221H131ZM134 223V222H133ZM104 224V223H103ZM110 224V223H109ZM108 224V225H109ZM113 224H115V223H113ZM116 224H117V222H116ZM115 224V225H116ZM127 224H129V223H127V221H126V223H125V225L127 226ZM131 225H132V223H130ZM89 225V226H90ZM111 225V224H110ZM124 225V224H123ZM130 225V226H131ZM135 225V224H134ZM36 226V225H35ZM76 226V225H75ZM83 226V225H82ZM84 226H85V224H84ZM87 226V225H86ZM126 226H124V227H126ZM93 227H95V226H93ZM128 227H129V225H128ZM133 227V226H132ZM140 226L138 225V228H139ZM77 228V227H76ZM75 228V229H76ZM87 228V227H86ZM89 228V227H88ZM96 228V227H95ZM94 228V229H95ZM98 228H100V227H98ZM97 228V229H98ZM109 228V227H108ZM108 228H105V232L107 231V230H109ZM141 228V227H140ZM164 228H166L165 226H164ZM74 229V228H73ZM91 229H92V227H91ZM94 229H92V230H94ZM101 229V228H100ZM127 229V228H126ZM157 229H158V227H157ZM33 230V229H32ZM80 230V229H79ZM84 230H85V228H84ZM91 230V231H92ZM132 230V229H131ZM90 231V232H91ZM95 231V230H94ZM99 231V230H98ZM104 231V230H103ZM152 231V230H151ZM151 231H150V233H151ZM159 231V230H158ZM6 232V231H5ZM100 232H102L101 230H100ZM108 232V231H107ZM126 233H127V230L125 231ZM124 232V233H125ZM104 233V232H103ZM123 233V234H124ZM129 233V232H128ZM95 234H96V232H95ZM105 234V233H104ZM107 234V233H106ZM119 234H121V232L119 233ZM123 234H121V236L123 235ZM132 234V233H131ZM161 234V233H160ZM230 234V233H229ZM30 235L31 236H33V237H36L34 234H31L30 233ZM108 236H110L111 235V233H110V235L109 234H107ZM106 235V236H107ZM114 235V234H113ZM113 235H112V237H113ZM129 235V234H128ZM164 235V234H163ZM38 236V235H37ZM102 236H103V234H102ZM132 236V235H131ZM25 237H26V234H25ZM32 237V238H33ZM96 237H98V235L96 236L95 235V238ZM105 237V236H104ZM134 237H135V235H134ZM160 237V236H159ZM165 237V236H164ZM173 238H172V241L176 244V246L177 247H180V245H181V242L180 241H182V238H181V233H177L175 236H172ZM93 238H94V236H93ZM109 238V237H108ZM111 238V237H110ZM109 238V239H110ZM118 238V237H117ZM126 238H127V236H126ZM128 238H130V237H128ZM139 238V237H138ZM149 238H151V237H149ZM37 239V238H36ZM40 239V238H39ZM108 239V240H109ZM112 239V238H111ZM110 239V240H111ZM114 239V238H113ZM112 239V241H114V242H116L115 240H113ZM121 239H123V238H120V240ZM132 239V238H131ZM237 239V238H236ZM41 240V239H40ZM54 240V239H53ZM81 240V239H80ZM104 240V239H103ZM110 240H109V242H110ZM125 240V239H124ZM130 240V239H129ZM129 240H127V243H128V241ZM135 240V239H134ZM45 241V240H44ZM56 241V240H55ZM92 241H93V239H92ZM97 241V240H96ZM112 241L110 242V243H112ZM118 241V240H117ZM133 241V240H132ZM131 241V243H133ZM165 241V240H164ZM23 242V241H22ZM24 242H27V241H24ZM82 242V241H81ZM125 242V241H124ZM124 242H119V245H120V243H124ZM195 242V241H194ZM44 243V242H43ZM59 243V242H58ZM86 243V242H85ZM84 243V244H85ZM94 243V242H93ZM97 243V242H96ZM117 243V242H116ZM134 243H135V241H134ZM159 243H161V242H159ZM180 243V244H179ZM46 244H47V242H46ZM105 244V243H104ZM124 244H126V243H124ZM129 244H130V241H129ZM136 244H138V247H140V248H142V249H146V247L149 249H151V245L153 244H151L150 242H148V240L146 241V240H144V238L142 237V239H138V242L136 243ZM151 244V245H150ZM20 245H21V243H20ZM28 245V244H27ZM92 245V244H91ZM98 245V244H97ZM117 245V244H116ZM123 245V244H122ZM133 245V244H132ZM154 245V244H153ZM23 246V245H22ZM126 247L128 246V245H125ZM130 246V245H129ZM128 246V247H129ZM24 247V246H23ZM57 247V246H56ZM96 247V246H95ZM164 247V251H166V247L165 246H163ZM163 247H162V250H163ZM54 248H55V246H54ZM92 248V247H91ZM116 248V247H115ZM169 248V247H168ZM167 248V249H168ZM25 249H26V251L25 252H28V250H30V252H33V249L30 247H25ZM40 249V248H39ZM152 250V249H151ZM169 250V251H168ZM167 251H168V253L169 254H171V255H173L174 254V250L173 249H168ZM192 250V249H191ZM61 251V250H60ZM60 251L57 249V248H55L54 250H52L51 251V253H52V255L53 256H55V257H57L59 254H60ZM74 251V250H73ZM120 251V250H119ZM126 251V250H125ZM163 251V252H164ZM166 251V252H167ZM193 251V250H192ZM36 252V251H35ZM93 252H95V251H93ZM107 252V251H106ZM112 252V251H111ZM81 253V251L79 252V254L77 255V257L75 258V259H73L74 261H73V264H84L83 263V259H82V255L80 254ZM110 253V252H109ZM114 253V252H113ZM121 253V252H120ZM134 252H130V251H127V253H126V257L127 258H132V254H133ZM26 254V253H25ZM62 254H63V252H62ZM176 254V253H175ZM192 255H193V253H191ZM31 255V254H30ZM29 255V256H30ZM115 255V254H114ZM114 255L112 256V257H114ZM138 256H140V255H138ZM38 257H40V256H38ZM65 257H67L66 255H65ZM117 257V256H116ZM123 257V256H122ZM137 257V256H136ZM152 257V256H151ZM149 258V257H144V259H143V261H141L140 262V264H153V258ZM162 257V254H161V256H160V258ZM177 257V256H176ZM192 257V256H191ZM61 258V257H60ZM173 258V257H172ZM30 259V258H29ZM48 259V258H47ZM62 259H64L63 258V256H62ZM176 259L177 258H174V260L176 261ZM160 260L161 259H159V261L158 262H160ZM164 260V259H163ZM48 262H50V261H48ZM117 262H119L118 260H117ZM137 262V261H136ZM173 262V261H172ZM185 262V261H184ZM28 263V262H27ZM116 263V262H115ZM138 263H139V261H138ZM190 263H192L193 264V262H189V264ZM119 264V263H118ZM159 264V263H158ZM175 264V263H174Z\"/></svg>", "mask_w": 264, "mask_h": 264}, {"label": "crops", "instance_id": "3", "mask_svg": "<svg viewBox=\"0 0 264 264\" xmlns=\"http://www.w3.org/2000/svg\"><path fill=\"white\" fill-rule=\"evenodd\" d=\"M201 161L199 171L207 167ZM210 165L203 176H194L199 171H194L193 175L190 172L197 178L192 183L197 185L192 188L193 194L187 198L185 209L180 211L181 215L194 217L201 225L194 235L196 264H264L263 245L256 230L230 220L235 198L231 176L219 160L211 161ZM187 190L188 187L182 191ZM181 238H184L182 233Z\"/></svg>", "mask_w": 264, "mask_h": 264}]
</instances>
